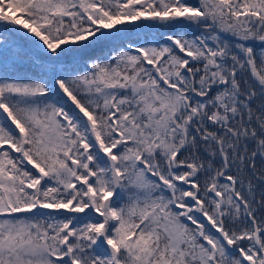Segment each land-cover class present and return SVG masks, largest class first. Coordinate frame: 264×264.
<instances>
[{
    "label": "snow or ice",
    "instance_id": "obj_1",
    "mask_svg": "<svg viewBox=\"0 0 264 264\" xmlns=\"http://www.w3.org/2000/svg\"><path fill=\"white\" fill-rule=\"evenodd\" d=\"M0 264H264V0H0Z\"/></svg>",
    "mask_w": 264,
    "mask_h": 264
}]
</instances>
